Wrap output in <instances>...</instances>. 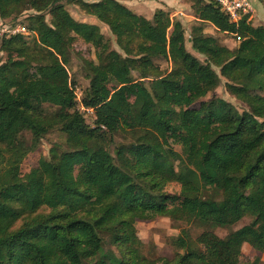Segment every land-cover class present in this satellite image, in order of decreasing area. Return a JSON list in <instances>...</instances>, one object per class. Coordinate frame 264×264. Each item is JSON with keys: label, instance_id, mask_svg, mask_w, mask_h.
Listing matches in <instances>:
<instances>
[{"label": "trees", "instance_id": "obj_1", "mask_svg": "<svg viewBox=\"0 0 264 264\" xmlns=\"http://www.w3.org/2000/svg\"><path fill=\"white\" fill-rule=\"evenodd\" d=\"M184 1L195 18L190 49L203 61L168 11L146 19L117 0H0V19L33 12L25 21L35 35L31 43L22 34L0 40V264H262L264 25L234 23L211 0ZM65 3L105 25L128 54L111 48L97 24L75 20ZM46 14L71 35L50 26ZM210 27L238 44L222 45ZM78 41L95 56L83 61L89 84L80 99L66 68ZM158 61L169 62V71ZM221 78L245 110L216 97L203 101ZM44 104L59 113L42 115ZM79 108L93 112L92 125ZM51 132L62 143L23 174L24 159ZM181 132L188 162L162 138ZM172 182L182 201L169 208L163 189ZM42 208L49 213L12 231ZM158 217L206 226L195 239L181 230L174 259L147 258L135 223ZM244 219L224 237L209 230ZM105 245L116 253L98 257ZM244 245L256 256L243 262Z\"/></svg>", "mask_w": 264, "mask_h": 264}, {"label": "rangeland", "instance_id": "obj_2", "mask_svg": "<svg viewBox=\"0 0 264 264\" xmlns=\"http://www.w3.org/2000/svg\"><path fill=\"white\" fill-rule=\"evenodd\" d=\"M84 1L93 2L97 0H84ZM118 1L125 2L127 5L132 6L134 11H137L146 16L150 15L151 12H153L158 7H164L165 10H170L169 12L171 14H173V12L176 13V11L179 9L181 10L183 9L184 10L183 13L187 12L189 14L190 12L189 10H187L188 5L184 0H174V1H170L169 3L162 2L163 0H118ZM65 5H66L65 6L66 9L75 20L77 21L89 20L96 23L99 26L100 31L103 33L105 38L110 42L111 48L117 50L123 56L128 54L127 51H121L117 48L114 37L110 34L108 28L105 25L98 23L95 19H92L91 17L88 18V16L84 15L77 6L66 3ZM256 10L257 11L254 13V19L252 20V23L254 25H264L263 16L262 18H258L259 13L261 15H264V12H262V10H264V1H262V3L258 5V7L256 5ZM31 14H33V12L27 11L15 19H5V20L1 19L5 25L3 28L8 29L10 27L20 26L21 29L25 30V32L19 34H22L25 40L31 43L33 38H35V35L33 33L28 32L26 28L27 22L25 21V19ZM45 19L50 26L59 28L65 34V36L71 35V32L69 30H67L66 28L62 27L59 24L56 17L46 14ZM173 19L183 22V24L186 26L185 30L188 32V33L186 32V35L189 34V30H190L189 25L191 23L190 21L191 19L189 20V17H183L178 14L177 16L173 17ZM207 33L217 37L218 41L222 45L228 48H233L238 44L237 41L233 39L231 35L215 32V30L211 27L207 29ZM4 37L9 38L11 36H0V40ZM189 40L190 38L186 37L187 49L192 55L197 57L199 60L203 61V56L198 55L197 53L193 52L190 49ZM0 57L4 59L5 54L0 52ZM84 60H91V61L95 60L94 49H92L88 45H85L83 42L78 41L72 46L70 60L69 63L66 65L69 78L71 81V86L75 89V93L78 99H80L81 93L88 87L89 84L87 73L83 67ZM158 64L161 66V69H163L164 71H169L170 69L169 62L158 61ZM134 76L136 75L134 74ZM224 84L225 81L223 78H221V81L218 84V86L214 89L213 92L209 93L203 99V101H208L212 97H216L227 101L228 103L233 105L239 112L245 110L247 107L242 102H240L232 95H230L226 91ZM197 105L198 104H196V106ZM59 111L60 110L58 107L49 104H44L41 107V113L42 115L45 116L55 115L59 113ZM81 111L85 112L84 118L86 120V123L92 125L93 112H87L84 110ZM162 138H164L165 143L168 145L170 149L178 153L183 160L188 162V142H187V136L184 132L167 133L163 135ZM62 141H63V136L60 135L58 132H51L48 135H46L41 140V143L39 144L38 148L35 151L29 153L27 157L24 159L21 165L22 173L23 174L27 173L32 167H34L38 159L48 158V151L52 147V144L62 143ZM122 141L124 142L123 136L116 137L117 143ZM163 196H165L166 205L169 208L180 205L182 201L180 197V185L176 182L167 184L163 189ZM47 213H49V210L47 208H42L33 214H28L21 217L13 226L12 231L15 232L21 229L24 223L31 224L35 222L40 216L45 215ZM248 222L249 219H244L243 221L232 227H228V228L212 227L209 230H212V232H214V234L218 237H224L232 230H236L241 226L247 224ZM205 226L206 223L199 219H194L189 224H186L182 221H177L171 217H158L152 221H138L135 223L136 233L141 242L142 253L147 258H165L169 260L174 259L178 253H181L173 246L172 240L180 235L182 229L188 230L191 237L195 239L201 234ZM110 250L116 253L115 248L110 247ZM110 250L108 249V246L105 245L103 249L100 251L98 257ZM242 253H243V262L245 259H253L256 256V253L248 245L243 246ZM261 263L264 264V254L261 255Z\"/></svg>", "mask_w": 264, "mask_h": 264}, {"label": "built area", "instance_id": "obj_3", "mask_svg": "<svg viewBox=\"0 0 264 264\" xmlns=\"http://www.w3.org/2000/svg\"><path fill=\"white\" fill-rule=\"evenodd\" d=\"M215 2L221 10L229 17V19L238 23L241 19L247 21H252L254 19L255 7L254 0H211ZM4 23L0 19V36H13L15 34L24 33L25 30L21 29L20 26L10 27L4 29ZM187 38H190L189 35H186ZM236 41H239V38H236ZM87 112H92L89 109H83Z\"/></svg>", "mask_w": 264, "mask_h": 264}, {"label": "crops", "instance_id": "obj_4", "mask_svg": "<svg viewBox=\"0 0 264 264\" xmlns=\"http://www.w3.org/2000/svg\"><path fill=\"white\" fill-rule=\"evenodd\" d=\"M97 1H99V0H97ZM97 1H93V2H97ZM118 1V0H117ZM170 1H174V0H163L162 2H167V3H169ZM262 1H264V0H254V7H255V12L257 11L256 10V5H257V7H258V5L259 4H261L262 3ZM121 4H123V5H125L127 8H129L131 11H133L134 13H136L137 15H141V16H143V17H145L146 19H150L151 17H152V14L154 13V11L155 10H159V9H161V10H164V11H170V10H165V8L164 7H158L157 9H155L153 12H151V14L150 15H148V16H146V15H143V14H141V13H139V12H137V11H134L133 10V7L132 6H130V5H127L125 2H122V1H119ZM188 5V4H187ZM184 9H186V8H184ZM183 10V9H182ZM181 9H179V10H177L176 11V13H174L173 12V14H171L170 13V16H171V18L173 19V17H175V16H177L178 14L179 15H181V16H183V17H189V20L192 22V21H194V17L190 14V12H189V14H188V16H187V14L186 13H183L184 12V10L182 11ZM187 10H189V5L187 6ZM187 10H185V11H187ZM190 11V10H189ZM171 12H172V10H171ZM262 12H264V10H262ZM262 16H263V18H264V15H261L260 13H259V15H258V18H262ZM89 18V17H88ZM92 18V17H91ZM257 18V19H258ZM92 19H94V18H92ZM174 20V19H173ZM85 21H89V20H85ZM85 21H81V22H85ZM179 21V20H178ZM89 22H91V23H94V22H92V21H89ZM181 22V21H180ZM181 23H183V22H181ZM94 24H96V23H94ZM191 24V23H190ZM184 25V24H183ZM185 26V25H184ZM186 27V26H185Z\"/></svg>", "mask_w": 264, "mask_h": 264}]
</instances>
